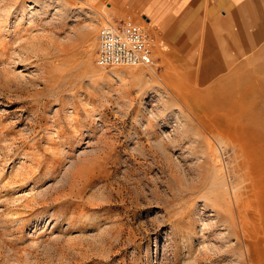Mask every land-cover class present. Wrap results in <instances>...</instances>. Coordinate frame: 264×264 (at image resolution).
I'll return each instance as SVG.
<instances>
[{
    "label": "rangeland",
    "instance_id": "1",
    "mask_svg": "<svg viewBox=\"0 0 264 264\" xmlns=\"http://www.w3.org/2000/svg\"><path fill=\"white\" fill-rule=\"evenodd\" d=\"M120 22L83 0H0V264H264V212L252 246L236 224L241 157L197 119L214 121L229 68L205 76L206 45L158 39L154 67H98L99 30ZM234 37L213 56L246 55L242 95L264 104V43Z\"/></svg>",
    "mask_w": 264,
    "mask_h": 264
},
{
    "label": "crops",
    "instance_id": "2",
    "mask_svg": "<svg viewBox=\"0 0 264 264\" xmlns=\"http://www.w3.org/2000/svg\"><path fill=\"white\" fill-rule=\"evenodd\" d=\"M83 1L120 21L124 19L125 14H132L137 22L142 23V16H146L150 21L147 25L148 30L167 49H170L171 53L182 56L191 53L195 55L200 51L196 49L199 43L201 46L206 45L205 51L209 54L206 64L214 69V72L205 76L220 74L235 61L234 58L221 61L219 56H213L214 51L217 50L216 45L226 43L224 40L217 39V36L226 35L230 38L234 37L235 32H239V35L244 37L247 36L248 39L245 41L228 40L229 43L233 42L234 49L238 42L264 43V0ZM221 22H227V24L220 26ZM202 38L205 42L201 41ZM245 56H240L237 61H246Z\"/></svg>",
    "mask_w": 264,
    "mask_h": 264
},
{
    "label": "bare ground",
    "instance_id": "3",
    "mask_svg": "<svg viewBox=\"0 0 264 264\" xmlns=\"http://www.w3.org/2000/svg\"><path fill=\"white\" fill-rule=\"evenodd\" d=\"M237 62L238 61H233L228 66V72L223 74V76L220 77L219 82L214 85L215 88L213 90L219 93L218 95L223 101V104H219L220 102L218 101L219 103L214 107V121H206L205 115L202 117H197V119L200 122L203 130H205L207 133H210V135L215 136L219 141L225 139L228 142V147L235 149V154L241 157L239 169L243 171V178L245 182L248 183L245 186V193L242 192V195L235 196L233 206L234 211H236V224L241 231L240 233H242L245 238H249L248 240L246 239V242L249 241L250 245H248L252 246L253 244L260 242L259 240L261 239H259L258 235L256 236L253 231H250L249 218L251 220L258 221V219H263L262 213L264 212V166H262L264 163L261 165V163L264 162V159L262 162H257L258 160L256 161L255 159V156H257L255 155L257 153L256 148L260 147V145H264V133L262 132L264 130V122L261 121L263 120L262 118H264V115L262 117L261 114L264 113L261 111L250 113L247 111V107L249 106L247 103L248 100H246L245 96L242 94L249 90V85L247 86L246 84H249L251 74H249L246 69V67H248V61L242 62V60H240V62ZM258 68L262 67L258 66ZM213 76L217 75L212 74L209 77ZM213 90L211 93L214 92ZM257 91L261 92L260 85L257 87ZM213 98H215V96ZM217 100H219V98ZM249 104L253 107H264V104L262 103L254 104L249 102ZM255 114L256 120L250 122ZM209 145L211 146V143ZM258 216H260V218H257ZM252 224L255 223L253 222ZM237 226L235 225L234 227ZM262 255H264V253H262ZM250 257L254 264L256 262V258L253 260V256L251 255Z\"/></svg>",
    "mask_w": 264,
    "mask_h": 264
},
{
    "label": "built area",
    "instance_id": "4",
    "mask_svg": "<svg viewBox=\"0 0 264 264\" xmlns=\"http://www.w3.org/2000/svg\"><path fill=\"white\" fill-rule=\"evenodd\" d=\"M143 24L128 14L117 25H106L97 38L96 65L154 67L157 38L148 30L149 19L142 16Z\"/></svg>",
    "mask_w": 264,
    "mask_h": 264
}]
</instances>
